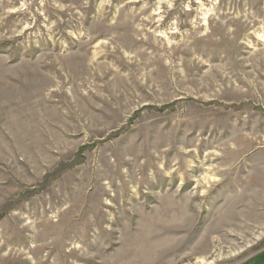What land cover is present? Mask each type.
Segmentation results:
<instances>
[{"label":"rangeland","instance_id":"obj_1","mask_svg":"<svg viewBox=\"0 0 264 264\" xmlns=\"http://www.w3.org/2000/svg\"><path fill=\"white\" fill-rule=\"evenodd\" d=\"M0 264H264V0H0Z\"/></svg>","mask_w":264,"mask_h":264}]
</instances>
